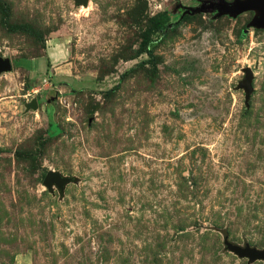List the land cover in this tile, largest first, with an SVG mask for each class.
Returning <instances> with one entry per match:
<instances>
[{
  "label": "rangeland",
  "instance_id": "rangeland-1",
  "mask_svg": "<svg viewBox=\"0 0 264 264\" xmlns=\"http://www.w3.org/2000/svg\"><path fill=\"white\" fill-rule=\"evenodd\" d=\"M206 1L0 0V264H264L261 12Z\"/></svg>",
  "mask_w": 264,
  "mask_h": 264
},
{
  "label": "water",
  "instance_id": "water-1",
  "mask_svg": "<svg viewBox=\"0 0 264 264\" xmlns=\"http://www.w3.org/2000/svg\"><path fill=\"white\" fill-rule=\"evenodd\" d=\"M75 5H83L87 7L89 0H74ZM180 5V4H179ZM184 8L182 14L190 13L193 14L198 10L206 9H219L223 12L240 13L250 9L258 10L261 12L260 17L255 19L254 23L257 26L264 27V0H234L231 3H225L223 0L217 1H206L201 3L199 6L190 7L180 5ZM12 68L11 61L8 57L0 56V73L5 71H10ZM244 78L240 82L239 87H242L246 92V97H249L250 92L253 90L251 85V80L253 77L252 70L249 67L243 69ZM37 100L32 99L30 103L27 104V108H37ZM75 181L74 176L63 175L57 170H48L43 179V184L47 187L49 191H53V186L59 191L60 194L63 193L65 185L69 182ZM223 244L226 249L234 252L239 257H246L249 261L263 260L264 261V248H258L256 246L250 245L245 242L243 245L230 241L228 234L223 231Z\"/></svg>",
  "mask_w": 264,
  "mask_h": 264
},
{
  "label": "trees",
  "instance_id": "trees-1",
  "mask_svg": "<svg viewBox=\"0 0 264 264\" xmlns=\"http://www.w3.org/2000/svg\"><path fill=\"white\" fill-rule=\"evenodd\" d=\"M176 11H177V12L179 11L180 19H184L185 17H190V15H191L190 13L182 14L183 11H184V8H183L182 6H180V5H178V6L176 7ZM162 15H163V13L159 14L158 16H162ZM175 24H176V23H175ZM159 28H160L159 24H158V23H155L153 29H154V30H158ZM153 29H152V30H153ZM149 36H150V33H147V35L145 36V38H146V37L149 38ZM122 75H123V74H122ZM52 128H53V129H51V130L49 131L50 134L53 133L54 130H56V128L54 127V125H53Z\"/></svg>",
  "mask_w": 264,
  "mask_h": 264
}]
</instances>
